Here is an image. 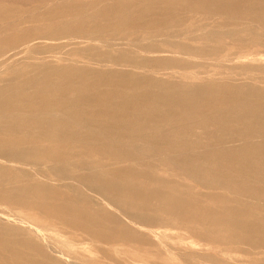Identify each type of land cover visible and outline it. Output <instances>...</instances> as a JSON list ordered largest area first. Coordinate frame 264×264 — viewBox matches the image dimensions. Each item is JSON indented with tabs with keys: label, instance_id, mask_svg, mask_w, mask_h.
<instances>
[{
	"label": "bare ground",
	"instance_id": "1",
	"mask_svg": "<svg viewBox=\"0 0 264 264\" xmlns=\"http://www.w3.org/2000/svg\"><path fill=\"white\" fill-rule=\"evenodd\" d=\"M89 5L0 8V28L14 30L0 39L8 74L0 80V264L264 261V214L204 190L264 198V188L228 178L264 183V84L154 76L159 61H242L240 70L264 71V0H187L178 16L167 13L178 0L114 2L63 18ZM84 45L100 49L99 67L71 56ZM185 115L193 122L182 123ZM237 134L260 139L230 148ZM137 140L161 161L145 159Z\"/></svg>",
	"mask_w": 264,
	"mask_h": 264
},
{
	"label": "rangeland",
	"instance_id": "2",
	"mask_svg": "<svg viewBox=\"0 0 264 264\" xmlns=\"http://www.w3.org/2000/svg\"><path fill=\"white\" fill-rule=\"evenodd\" d=\"M57 0V3H63L64 1L66 2V0ZM78 0H67V3H71V2H75ZM89 3H91V5L85 7L83 6L82 9L80 11H76V12H71L69 13V15H65L66 17H63L64 19H80L83 18L85 16H88L90 14H92L95 10L99 9L100 7L104 6V5H108L109 3H129L131 2L133 4V8L134 7H138L141 5V3H144V1L146 0H87ZM187 0H178L179 2V6L177 8L171 9L170 11H168L167 13L169 15H180V12H184L185 10L188 9V7H184L182 6V4H184ZM38 2V0H0V8L1 9H10V10H25L26 8H30L34 5H36ZM3 3V4H2ZM146 3V2H145ZM4 6V7H3ZM9 7V8H8ZM23 7V8H22ZM62 18H54L52 20L53 21H57L60 20ZM203 23V22H202ZM46 21H38L35 22L33 24L28 23L26 25L27 26H38V27H45ZM5 30V31H4ZM21 30V29H20ZM19 30V32H20ZM252 32L254 33H258L260 32V29H258L256 26L252 27ZM5 34V35H2ZM9 35H14V30H6V29H1L0 28V39H2L3 37H7ZM229 40V39H228ZM1 44V43H0ZM213 45H216V42L214 41H210L207 43V49L209 47H212ZM167 50H170L169 47H167ZM99 48H95V47H91L90 49H88L85 45L84 47L79 48L78 51H76L77 53L71 55L73 58L78 59L77 61L79 63H82L84 65H89V67H99V62H100V55H99ZM120 50H124L122 48H120ZM173 50V49H172ZM61 51V52H60ZM57 52L59 53V55H64V52H66V49H59L57 50ZM79 52V53H78ZM114 53V51H113ZM66 55V54H65ZM162 55V54H161ZM203 60V59H202ZM63 62H65V60H61V61H57L58 64H62ZM257 62H253L252 65H256ZM100 64H103L102 62ZM155 67L158 69L159 72H161L160 74H156L154 75L157 78H162V79H166V80H170V81H181L182 76L179 75L178 72H193V73H203L201 77H192V78H187L185 79L186 81L192 82V83H197L199 81L202 80H238V81H242V82H258L261 81L264 84V71L263 70H252V71H248L245 72L244 70H240L238 67H241L242 65H244L245 63L242 61H237L234 62L233 64H229V63H225L222 60L220 61H216V60H203V62L200 61H196L191 63L190 65H182V64H168L162 61L156 62L154 63ZM264 65V63H262ZM104 65V64H103ZM107 65V64H106ZM259 65V64H258ZM261 65V64H260ZM259 65V66H260ZM109 66V65H108ZM167 72H172V75H165V73ZM238 74H235V73ZM235 74V75H234ZM8 77V74L5 73H0V80L5 79ZM82 107H86V104L83 103V105H81ZM194 117L192 115H185V117H183V119L181 120L182 123L183 121L185 123H191L193 122ZM235 138L234 140H237L233 146L231 147H238L240 146L242 143H244L246 140L248 139H257L259 140L260 137H252V138H243L241 135H234ZM238 138V139H237ZM135 145L136 147H138L139 149H141L142 154L144 155L145 159L150 160V161H154V162H159L161 161V158L163 155H160L158 152H153L151 151V147L149 144L144 143L142 141H135ZM151 148V149H150ZM133 165H135L138 168H142V166L138 163L135 162H131ZM127 163H122L121 165H125ZM24 172L27 176L29 177H38L36 176L37 174L30 172V171H22ZM229 177L230 180H248L251 181L252 183H254L255 185L259 186L261 189L264 188V183L261 181L260 176L254 175V174H250V176H246V174H231L229 173ZM59 184V183H57ZM76 185L75 182H70V185ZM70 190L72 188H76V187H69ZM205 191H209L211 192H223L225 193V195H227L229 198H241L243 200H246V202L248 203H230L232 206H243L245 209L252 211L254 210L255 212H257L258 215L260 214H264V198L259 196V195H255V194H246L243 192H240L239 190H235L233 188H228L225 189L224 187L222 188H205ZM72 192V190H71ZM255 202V204H254ZM208 204L210 206H212L213 208H216L219 206V204H213V203H205ZM252 206V207H251ZM121 219L125 222L128 221L124 216L122 217V215L120 216ZM129 248V247H128ZM130 250H132V248H130ZM121 255V254H120ZM131 254H125L122 255L120 259H125L126 257L130 256ZM119 257L118 255L115 257L117 258ZM109 264V263H108ZM257 264H264V261H259L257 262Z\"/></svg>",
	"mask_w": 264,
	"mask_h": 264
}]
</instances>
